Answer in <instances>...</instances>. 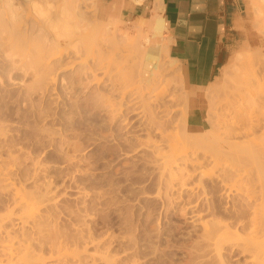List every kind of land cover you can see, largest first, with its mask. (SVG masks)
Masks as SVG:
<instances>
[{
	"label": "rangeland",
	"instance_id": "1",
	"mask_svg": "<svg viewBox=\"0 0 264 264\" xmlns=\"http://www.w3.org/2000/svg\"><path fill=\"white\" fill-rule=\"evenodd\" d=\"M39 1L41 3L37 4L36 2ZM85 1L81 9L76 6L78 2L75 4L72 0H35V2L33 0L32 3L26 0H0V123L1 128L4 129L3 133H0L2 163L6 160L4 164H9L7 169L12 168L13 173L10 171L12 173L10 176L13 175L12 179L16 180L15 184L19 189L20 187L23 190L44 189L55 195L54 199L59 202L57 203L59 208L55 209L56 212L54 210L57 215L53 213V223L56 224L54 228L57 226L55 229L59 230L58 228L63 226L64 229L61 227V230L63 232L65 230L66 233L64 232L65 238L62 239L71 238L72 243L68 242V244L75 247L82 246L77 247L76 250L82 253L79 256L82 255L80 258L85 264H93L91 258L88 259L93 253L99 257L97 264H107L108 261L111 264H244L245 256L243 257L238 249L224 248L220 253L214 251L210 253V248L204 247V250L197 246L199 244L197 242L201 241L198 237L199 225L188 219L190 215L188 217L183 213L186 199L195 193H198L197 199L200 197L197 201L199 206H202V209L207 207L208 202L199 190L203 192L204 189H208L206 185H209L210 180L200 181L198 176L194 178L191 184L196 182L203 189L200 187L199 190L197 189L199 192L195 190L193 195L190 189L177 187L170 192L171 195L165 196L163 194L165 190L160 188L158 171H155L157 169L153 168L152 164L150 165V151L145 148L131 151L137 142L140 145V139L146 134L141 132L142 129L138 126L134 115L124 112L127 115L122 117L128 116V122L119 121L124 120L123 118L112 121V117L108 116L109 112H106L110 110L109 105L103 107L95 104H100L95 101L97 96L94 95L98 93V86L94 83L85 89L86 85L83 84H88L87 81L91 80L85 78L83 81L79 80L81 66L57 71V40L61 41L62 48L74 58L72 50L79 41H76L75 37L72 38V30L77 25L85 27L84 29L92 27L90 28L92 35H87L88 39L96 36L99 28L104 24L105 26L110 24L111 29L119 26L132 33L134 37L139 34L137 29L139 19L126 20L115 7L104 5L102 0ZM142 29L144 35L151 34L149 26L143 25ZM93 31H96V34ZM139 43L146 46L142 40ZM157 45L163 49L162 74L159 80L156 79L162 84L156 85L158 89L153 86L158 82L154 81L149 86L142 81L139 74L143 49L136 47L137 44L130 45L127 42L121 46L124 50L122 56H112L107 60L112 66L115 63L126 65V69L116 78L118 79L116 84L124 90L135 85L142 88L140 90L143 91L144 100L139 102L142 98H138L140 100L136 101L139 105L142 103L140 105L143 106L142 111L143 108L146 111L153 110L158 121L169 120L173 124L169 128L170 131L175 132L177 128L179 138L183 141L187 139L188 145L193 143L189 147L199 149L197 152L201 156L203 152L212 153V147L217 144L216 135L208 134L214 132V129L217 134L221 130L217 128L220 125H215L220 124L216 118L224 113V106L229 99L236 100L231 98L232 96L240 97L238 93L242 92L243 88L248 94L249 89L253 90L255 95L260 92L261 96L264 94V77L255 78L258 80L257 83L252 76L257 69V71L261 70V75L264 76V53L261 51L264 48V0L249 1L243 42L230 53L227 64L215 82L198 94L205 119L200 130L188 127L190 98L194 97L195 93H191L186 88L180 66L169 59L165 41L162 38L153 39L151 47ZM79 47L83 48L82 44L81 46L79 44ZM41 55L51 56L50 60L55 59L48 79L43 78L47 79L46 83L49 79L50 81L54 79V83L48 87L37 75ZM85 55L84 52L83 56ZM21 58L24 60L21 61ZM11 59L16 60V69L11 66ZM88 59L91 61L92 56L89 55ZM260 79H263L260 82L261 85L263 84L262 88L258 86ZM40 81L42 84H39ZM103 85L101 84L100 88L106 87ZM159 85L163 89L162 85H165L163 99L159 97L162 94L159 93ZM235 89H239L238 92ZM245 91L242 93L248 95L244 93ZM226 95H229V98ZM169 98H172V101H167ZM248 101L252 103L254 98L252 102L249 99ZM164 102L168 103L167 106H171L166 116L161 112L166 107ZM250 107L252 105H248L247 110L251 109L248 114L251 111H260L261 113H257L259 115L264 111ZM243 109L242 112L239 110L242 116L247 114ZM259 116L264 119V113L263 116ZM120 140L135 142L129 144L130 141L122 143ZM133 143L130 148L129 145ZM164 144L166 143L163 142L162 147L165 146ZM127 150L130 153L126 154ZM239 150L241 151L242 148ZM247 152L243 150L242 154L246 158L249 156ZM260 153L257 158H248V163L244 162L249 166L254 165V160L258 159V156L263 159L264 152L260 151ZM190 157L191 154L187 159L191 160ZM261 161V164L258 163L260 165L263 163L264 167V160ZM2 165L3 169L6 168ZM246 166L254 172L257 168L258 173L261 171L264 173L263 167L261 170L257 165L252 166L253 168ZM1 183L0 219L1 216L5 218L8 216L10 219L5 220V231L0 236V241L2 236L8 239L6 236L10 233L14 236L11 237L14 241L36 238L37 232L32 226L23 227L20 222H16L18 219L12 212L13 192L5 190L6 187L3 188ZM10 212L12 213L8 214ZM203 217L211 220L225 216L208 210L203 213ZM73 233H77V236L72 235ZM32 243L36 245V251L44 256L43 258H48L49 252L46 250L48 246H44L49 245L50 242L44 246L38 245L36 241ZM75 247L71 246L72 249Z\"/></svg>",
	"mask_w": 264,
	"mask_h": 264
},
{
	"label": "bare ground",
	"instance_id": "2",
	"mask_svg": "<svg viewBox=\"0 0 264 264\" xmlns=\"http://www.w3.org/2000/svg\"><path fill=\"white\" fill-rule=\"evenodd\" d=\"M26 1L30 3L33 2V0H26ZM72 1L75 2V4L76 2H78V5L76 6L80 7L81 9L82 7H84L83 2L85 0H80V1L72 0ZM36 3L40 4L41 1ZM152 18H153L152 20L151 19L147 20L145 18H140V19L138 18L140 20L139 22H137V29L139 34L136 37H134L133 34L130 33L129 31L121 29L119 26H114V27L112 26L113 29H111L110 24L106 26L104 24V26L100 28L94 26L95 28H99V30L97 34L96 31H93L95 32L96 36L88 39L89 34L92 33V30L90 29L92 27L89 28L88 26H86L89 29H84L85 27L83 26H79V25L75 26L72 30V34H73L72 38L75 37V40L76 41L78 40L80 46L82 44L83 48L79 47L78 43L74 45L72 51L75 57L73 58L69 55V53L65 51V49L62 48L61 41L57 40V71L59 69L65 71L72 69L78 65L81 66V70H80L81 77L79 80L80 81H83L85 79L91 80V81L86 80L88 84L87 83L83 84L86 85L84 87L85 89L86 88L88 89L89 86L94 83L96 84V86H98L97 87L98 93H94V95L96 94L97 96L96 97L97 99H95V101L100 102V104L98 103L95 104L103 107L109 105L108 109L110 110L107 109L108 111L106 112H109L108 116L110 115L112 117L111 119L112 121L116 118L118 120L120 118H123L124 120L120 119L119 121L126 122L128 116L127 117L125 116L126 117L125 119V117H122V115H125L126 113L128 115L129 114L134 115V119L136 118L138 122V126L142 129L141 132L142 133L144 132L146 134L145 136H142L143 138L140 137L142 138L140 139V145L138 144L139 142L136 143L138 145L135 144L136 147L133 146L134 143L129 145L131 142H135L130 140H128L130 141L129 144L126 145L127 146L129 145L130 148L131 146L134 147L132 148V150L130 149L131 151L133 150L137 151L140 148H145L150 151L149 162L150 165L152 164L154 166L153 168L157 169L155 171H158L157 174L159 178V183L161 184L160 188L161 189L163 188L165 190V192H163L165 196H169L168 194H170L171 191L176 190L177 187L182 189H190L193 192L191 195H193L195 193V190L197 189L199 190L200 187H201L200 189H203V187L196 182L191 184L194 178L198 176L200 181H203L204 179L210 180L209 185H206L207 188L209 187L208 189H204L203 192L199 190L200 193H202L201 195L204 194L205 200L208 202L206 204L207 205L206 208L202 209L203 207L199 206L197 201L199 200L200 197L197 199L198 196H196V194L198 193H195V195H193L194 197L188 196L189 199L187 198L186 203L184 204L185 207L183 213L188 215V217L190 215L188 219H190V221H192L193 223L199 225L198 227L200 229L199 230L200 233L197 234L199 235L198 237L201 241L198 239L200 242L197 243L199 244L201 243L202 245L197 244V246L201 248L205 247L207 249L210 248L209 249L210 253H212L211 251H214L215 253L216 252L220 253L224 248H229V249L231 248L233 250L238 249L240 254H242L243 257L245 256L244 264H264V177H262L264 176V173L261 171L263 170L262 169L263 163L262 165H260L262 162L261 160H264V156H263L264 119H261L262 117L260 118L259 116V115L263 116L264 111H262L263 113L259 115L257 113H261L260 111L259 112L251 111L250 114L247 113L249 112V110H251V109L247 110L248 105L249 106L252 105V107L250 108L253 109L255 108L257 110L258 109L264 110L263 109L264 97H262L264 96V94L261 96L260 94L261 92L259 91L260 93L255 95L253 90L251 91V89L249 88H248L249 89L248 90L249 94H248V92L245 91L246 90L245 88H243L244 90L241 88L242 89L241 91L242 92L245 91L244 93L248 95H245L242 92H240L243 95L240 93L238 94L241 95L242 97L232 96L231 98H234L236 100L233 99H232L233 101L231 99H229V101L227 100L228 103H226L224 106V113L221 114V116L219 115L221 118L218 116L216 118V121L218 119V122L220 121V124H215V125H220V127L218 126L217 128H220L221 130L217 129L220 130L218 131L219 133L217 134L216 129L213 128L216 132L214 131L215 132L214 133L210 130L211 133L208 134L210 135L213 133L214 136L216 135V140L214 136L212 137L217 144L216 145L212 144V146L214 145L213 147H215V148L212 147L213 149L212 153L203 152L201 156V154L198 153L199 152L198 148H197L198 150H196L193 147L192 149L191 147H189L193 143L188 145L187 139L183 141L179 138L177 128L175 132H173L174 130L170 131L171 129L169 128L172 127L173 124L169 120L158 121L157 120L158 117L155 116L153 110L152 111L150 110L151 112L148 110L147 111L144 110L145 108H143V111L141 110L143 106L141 107L140 105H142V103L139 105V103L136 101L140 100L141 98L142 99L139 102H143L144 100L143 99L144 94H142L143 91H141L142 88L137 87V85H135L131 87L132 89L127 88V90H124L123 88H121L116 84L117 83L116 81L118 80V79L116 80V78H118V76L122 74V71L126 69V65L115 63L112 66L111 62L107 61L112 56L113 57H116L117 55L122 56L124 50L121 46L123 43L127 42V44L130 45L137 44L136 47L143 49V58L140 64L141 68L139 72L142 81L145 82V84L147 83V85L149 86H151L152 82L154 81L158 82L157 80H159V77L161 76L160 74H162L161 70L163 67V63H162L163 58L161 54L163 49L161 48L160 45H157V47H151V45L153 43V39L163 37L164 22H162V20L159 17H152ZM143 25H147L150 27L151 29L150 35H144L142 33ZM140 40H142L146 46L140 44L139 43ZM65 42L70 43L73 41L70 42L65 41ZM84 52L86 53L85 56H83ZM89 55L92 56L91 61L88 59ZM50 58L51 56H47V55H41L40 57L39 73L37 75L41 77L42 81H45L43 83H46L52 65L55 62L54 58L51 60ZM23 60L24 58H21V61ZM10 62H11V66L14 69H16L17 68L16 60L11 59ZM250 62L251 61L249 60V63ZM257 70L255 71L256 73L252 75L254 76V79L260 76L264 77L263 75H261L262 71L260 70L261 71L260 72ZM251 73L252 72H250V75ZM38 76L37 78H39ZM43 78H47V79L45 80ZM243 80L247 81L246 78L245 79L243 78ZM255 80L258 83V80L257 79ZM261 80L263 79H260L259 83L261 82ZM42 81H40L39 84H42ZM53 81H50L49 79V82L46 83L47 87L51 85V83H54ZM235 83L237 82L235 81ZM240 83L239 85H241ZM101 84H104L103 86L106 87L105 88L103 87V89L100 88ZM154 84L155 85L153 86H156L160 83L158 82ZM262 85L260 83L258 86L262 88ZM162 87H164L165 89V85H162ZM160 88L161 86L159 87V93L162 94L159 95L158 93V95L159 97L162 98V96L163 97L165 96L164 95L165 90L163 88L161 89ZM156 89H158L157 86ZM239 89H235V90L237 91ZM229 95L226 96L228 97ZM237 98H239L238 101ZM247 98L250 100V102H252L251 100H253L254 98V102L249 103ZM167 101H172V98L167 99ZM237 103H239V105ZM167 105L168 103H165L164 105L167 107V108L164 107V109H166L165 111H163L164 109L161 110V112H163L164 115L168 114L171 109V106H167ZM240 108L241 109L244 108L243 110L247 113L246 115L243 114L244 117L240 113L241 111ZM144 111L149 113H146ZM157 114L158 113H156V115ZM2 128L0 123V133H3L2 131L4 129ZM122 139L125 138L122 137ZM128 141L125 140L124 142L126 143ZM163 142L166 143L164 144L165 145L164 147H162ZM241 148L242 150L240 151L239 149ZM243 150H246V152L248 151L246 154H248L249 156L246 154L244 155L248 156L249 159L252 157L257 158L256 157L257 155H261L260 151L263 153L262 154L263 159H261L259 156L258 159H256L257 161L259 160V158L261 159L258 161L260 164L253 158L254 162L257 163L256 165L261 167L260 168L261 170H259V172L261 171V173L257 172L258 171L257 168L255 169V172L253 171V169L250 170L248 169L246 165L249 166V164H246L244 162V161L247 162L248 158L242 155ZM128 153H130L129 150H127L126 154ZM254 153H256L255 156ZM190 154L191 157L189 159L191 158L192 159L188 160L187 158ZM1 160L2 158H0V161ZM250 162H252V160ZM0 163H1L0 183L2 182L1 184L3 188L6 187L5 190L8 189V192L9 191L13 192L12 194H13L14 209L12 212L13 214H15V216L18 219L16 222H20V224H22L23 227H25L26 225L28 226L30 225L33 227L34 231L36 230L37 237L32 240L36 241L38 245L44 246L45 244H47V242H50L49 245L44 246V247L48 246L47 247L48 249L46 250H48L49 256H47L48 258H43L44 256L42 257V255L38 253V251H36L35 248L36 245L32 243L33 241L31 240V238L30 240L29 239L24 240L22 238L21 241H14L12 240L14 236H12L11 233L9 235L7 234L6 237L8 239H6L5 236L4 237L2 236V240L0 241L1 242L0 264H85L83 259L80 258L82 255L79 256L82 253H79L80 250L77 252L78 248H81L82 246L75 247L70 243L69 245L68 242L72 243L71 238L69 239L68 237H66L67 240L62 239V237L65 238L64 235L66 233L65 230H64L65 233L63 232V230H61V227L63 226H60L58 228L60 231L55 229L57 228V226H55L54 228V225L56 224L53 223L54 220L53 213L55 209L58 210L57 208H59L57 206V203L59 204V202H57L56 198L54 199L55 195H53L51 192H48L47 190L44 191V189L43 190L39 189L37 191L36 189L33 188H30V190H26L28 189L26 187H25L26 189L24 190L21 187L19 189V187H17L18 185L15 184L16 180L14 181L13 180L14 178L12 179L13 175L10 176V174L13 173L12 168L7 169L9 167L8 163L6 164L7 166L4 163H2V161ZM255 163L254 165L252 164L251 165L256 167ZM1 165L3 167L5 166L6 168L3 169ZM252 166H249V168ZM251 170L254 172V174ZM10 171L12 173H10ZM255 173L258 175L256 176ZM49 193H51V196ZM159 193L161 195V192ZM208 210L212 211V213L214 214L221 213V215L225 217H223L224 219L221 217V219H211V220H209V218L206 217L207 218L206 219L205 217H203V213ZM12 212L8 214H11ZM4 215L6 216L7 214ZM7 219H10V217L8 218L7 216V218H5L4 216H1L0 236L5 231L4 230L5 220ZM79 231L82 232V230ZM68 234H71V232H69ZM68 234L67 236H70ZM76 234L73 233L72 235L77 236ZM82 234L79 235L83 236ZM71 246L75 248L72 249ZM100 256H105V255H100ZM90 258L93 264H97V261L99 260L98 256L94 255L93 253V255L90 256L88 259ZM81 259L83 262L81 261ZM109 263L111 264V262L108 261L107 264Z\"/></svg>",
	"mask_w": 264,
	"mask_h": 264
},
{
	"label": "crops",
	"instance_id": "3",
	"mask_svg": "<svg viewBox=\"0 0 264 264\" xmlns=\"http://www.w3.org/2000/svg\"><path fill=\"white\" fill-rule=\"evenodd\" d=\"M249 1L102 0L126 20L159 17L164 22L168 57L180 66L188 91L195 93L188 111V127L193 130H200L205 121L198 94L215 82L230 53L243 42Z\"/></svg>",
	"mask_w": 264,
	"mask_h": 264
}]
</instances>
